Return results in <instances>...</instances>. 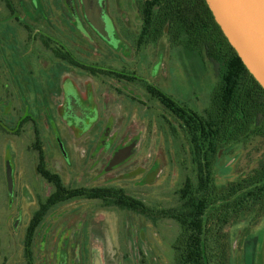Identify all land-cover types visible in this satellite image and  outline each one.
Instances as JSON below:
<instances>
[{"label": "rangeland", "instance_id": "374dc122", "mask_svg": "<svg viewBox=\"0 0 264 264\" xmlns=\"http://www.w3.org/2000/svg\"><path fill=\"white\" fill-rule=\"evenodd\" d=\"M10 1L14 12L0 0V120L12 129L0 131V264H28L27 228L53 191L38 174L36 146L67 186H118L163 207L176 204V192L192 171L180 123L140 83L94 78L65 65L41 36L91 64L161 88L201 113L216 77L190 52L173 50L167 30L159 43L138 51L132 40L144 23L137 0ZM257 148L260 138L223 150L217 184L256 167ZM178 233L169 221L154 226L135 214L76 200L50 211L30 250L33 264H173ZM229 243V264H264V214H244L229 228Z\"/></svg>", "mask_w": 264, "mask_h": 264}, {"label": "trees", "instance_id": "16d2710c", "mask_svg": "<svg viewBox=\"0 0 264 264\" xmlns=\"http://www.w3.org/2000/svg\"><path fill=\"white\" fill-rule=\"evenodd\" d=\"M2 1L14 12L10 0ZM137 7L144 23L140 35L132 40L138 51L159 43L167 30L173 50L190 52L205 72L207 64L212 67L216 84L204 112L189 108L146 81L119 70L108 71L76 56L67 46L54 47L51 40L41 39L56 59L94 78L104 75L140 83L150 99L159 102L180 123L190 146L192 171L176 192V204L163 207L151 205L118 186H67L59 174L47 168L45 153L36 146L38 174L53 191L40 201L27 228L24 242L28 264H33L30 249L44 219L52 209L76 200L132 213L154 226L165 221L174 223L179 233L172 245L173 264H229V228L244 214L256 211L259 218L264 214V89L223 34L205 0H137ZM127 98L132 103L137 101ZM170 128L177 136L176 127L170 123ZM1 130L11 133L12 129L0 120ZM256 138L262 141V148H257L261 154L257 166L226 185H218L216 164L222 151Z\"/></svg>", "mask_w": 264, "mask_h": 264}, {"label": "water", "instance_id": "95a60500", "mask_svg": "<svg viewBox=\"0 0 264 264\" xmlns=\"http://www.w3.org/2000/svg\"><path fill=\"white\" fill-rule=\"evenodd\" d=\"M246 68L264 89V0H205ZM9 189L13 179L7 165Z\"/></svg>", "mask_w": 264, "mask_h": 264}]
</instances>
